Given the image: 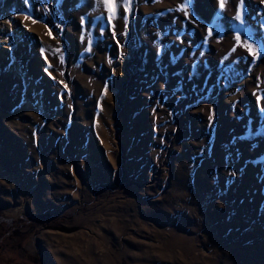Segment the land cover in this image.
<instances>
[{
	"label": "rangeland",
	"instance_id": "1",
	"mask_svg": "<svg viewBox=\"0 0 264 264\" xmlns=\"http://www.w3.org/2000/svg\"><path fill=\"white\" fill-rule=\"evenodd\" d=\"M183 3L0 0V264H264V0Z\"/></svg>",
	"mask_w": 264,
	"mask_h": 264
},
{
	"label": "snow or ice",
	"instance_id": "2",
	"mask_svg": "<svg viewBox=\"0 0 264 264\" xmlns=\"http://www.w3.org/2000/svg\"><path fill=\"white\" fill-rule=\"evenodd\" d=\"M100 2H102L103 4H105L106 6H108V11L110 13V20L116 18L119 15V11L118 8L121 5V3L124 6V11L125 13H128L131 11L130 5L132 4V0H100ZM220 6H221V10H223L224 5L226 3V0H218ZM189 5V0H184V3L181 5L182 8H187ZM243 8H244V0H240V6L237 8L236 10V16L235 19L241 23L244 22V17H243ZM185 17L188 18V12L185 11ZM29 18V17H26ZM124 20L126 22V27H127V20H128V16L124 15ZM33 23H36V20L32 21ZM85 21L82 18L81 19V24L82 26L84 25ZM49 34L51 35V30L49 31ZM115 36V33L113 34ZM212 35V32L209 31V36ZM84 37L81 36V40H83ZM237 40H240V37H237ZM205 42H207V38L205 39ZM244 44H246L248 46L249 49V54L255 56L256 58H259L261 56H264V48H261L259 46H256L252 43H249L248 40H244L243 41ZM89 44H91V40H89ZM233 51H235V49H233ZM253 63L256 62V60L254 59L252 61ZM45 71H47V69H45ZM261 99V97H258V101ZM262 111H264V109H261ZM211 120V117L209 118Z\"/></svg>",
	"mask_w": 264,
	"mask_h": 264
}]
</instances>
